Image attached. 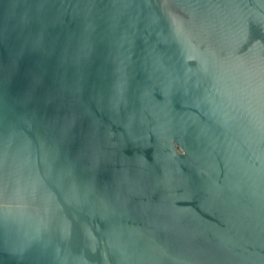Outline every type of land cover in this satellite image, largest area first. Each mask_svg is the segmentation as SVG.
I'll use <instances>...</instances> for the list:
<instances>
[{
    "label": "water",
    "instance_id": "water-1",
    "mask_svg": "<svg viewBox=\"0 0 264 264\" xmlns=\"http://www.w3.org/2000/svg\"><path fill=\"white\" fill-rule=\"evenodd\" d=\"M0 264H264V0H0Z\"/></svg>",
    "mask_w": 264,
    "mask_h": 264
}]
</instances>
